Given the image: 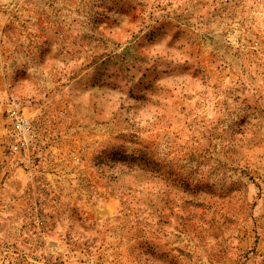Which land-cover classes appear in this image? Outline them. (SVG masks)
<instances>
[{"label": "rangeland", "instance_id": "374dc122", "mask_svg": "<svg viewBox=\"0 0 264 264\" xmlns=\"http://www.w3.org/2000/svg\"><path fill=\"white\" fill-rule=\"evenodd\" d=\"M0 89V264H264V0H0Z\"/></svg>", "mask_w": 264, "mask_h": 264}, {"label": "built area", "instance_id": "2783aa9c", "mask_svg": "<svg viewBox=\"0 0 264 264\" xmlns=\"http://www.w3.org/2000/svg\"><path fill=\"white\" fill-rule=\"evenodd\" d=\"M5 118L3 145L12 154L29 156L36 143V132L32 122L23 112V107L8 98L3 109Z\"/></svg>", "mask_w": 264, "mask_h": 264}, {"label": "crops", "instance_id": "0c3cea01", "mask_svg": "<svg viewBox=\"0 0 264 264\" xmlns=\"http://www.w3.org/2000/svg\"><path fill=\"white\" fill-rule=\"evenodd\" d=\"M4 98H5L4 91L0 89V125H1V122H2V119H3L1 112H2V109H3L2 101L4 100ZM0 134H1V126H0ZM0 156H1V154H0Z\"/></svg>", "mask_w": 264, "mask_h": 264}]
</instances>
